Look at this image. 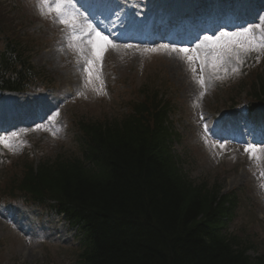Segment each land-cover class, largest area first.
<instances>
[{
    "label": "trees",
    "instance_id": "obj_1",
    "mask_svg": "<svg viewBox=\"0 0 264 264\" xmlns=\"http://www.w3.org/2000/svg\"><path fill=\"white\" fill-rule=\"evenodd\" d=\"M113 127H85L97 173L68 162L53 171L25 165L18 183L2 189L17 198L57 192L60 204L63 195L75 202L93 233V247L78 264H250L236 245L213 236L223 212L213 206L215 193L182 183L154 134ZM199 211L205 223H195Z\"/></svg>",
    "mask_w": 264,
    "mask_h": 264
},
{
    "label": "rangeland",
    "instance_id": "obj_2",
    "mask_svg": "<svg viewBox=\"0 0 264 264\" xmlns=\"http://www.w3.org/2000/svg\"><path fill=\"white\" fill-rule=\"evenodd\" d=\"M22 2L27 7V9L25 8V13L35 20L32 21L35 22V25L37 24L34 27H27L25 32V40L34 39L36 41L35 38H37L40 41L41 48L34 50L32 58L40 63V67L43 70L51 73L55 70L53 65L55 64L56 66L58 64V58L57 60L55 57L51 58V53L54 51L52 42L53 40L60 39V34L57 30L63 25L57 22L55 13L43 16L40 14V10L37 7L40 0H22ZM30 29L36 32L40 31L41 33H32ZM75 42L80 48L85 49L84 42L81 43L80 40ZM110 53L112 55L108 56V67L106 68V65L104 68L105 75L110 84L108 96L101 90L99 80H94L91 85H88L86 84L85 74L74 75L72 73L70 75L72 84L76 82L83 93L80 90L77 91V97L73 100L75 102L73 109L66 111L65 117L68 123L65 122L63 125H59L63 131H54L52 130L53 127H45L34 130L29 134L30 137L40 135L34 137L35 144L38 145L37 148H33L34 151L41 153L42 150V152H47L48 154L50 149L57 150L69 147L71 142H73L74 126L72 118L75 119L81 115L108 117L110 114L123 111V99H127L132 95L133 91H136L144 83L150 81L152 85H159L161 90L163 87H169L171 91L166 92L167 96H170L174 92V86L177 82L181 84V88L186 87L184 89L186 90L185 93L182 91L177 94L178 105L182 110L183 120H189L192 123L190 127L195 129L193 120L196 118V109L201 103L196 73L194 75L190 70L191 67H195L194 64L190 66L179 52H169L164 48L159 51L160 55L164 53L160 57L151 51L139 54L131 47L125 46L110 48ZM103 57H106V54ZM167 66L171 72H167L165 76L169 82L172 80L170 86L165 80L164 75L159 73L161 68ZM66 69L68 70L69 67H66ZM120 90L124 91L118 94ZM208 101L211 106L215 105L216 96L209 97L206 100L207 104ZM197 132H199V135L194 144H192L194 141L182 139L190 145V151H186L184 155L190 163V176L195 178L196 181L194 182L198 183L203 179L209 180L207 182L208 187L218 186V191L221 194L230 189L231 186L234 188L239 186V191L246 198L244 203L241 202L242 205L249 206L251 209L248 211H251L253 215L254 213L258 214L261 217L260 221H264V208L261 207L259 199V161L250 159L244 149H238V152L228 158L226 164L217 175L214 169L211 168L215 161L214 149L209 144V140H205L201 136L202 132L200 129ZM58 134L63 135V137L61 139L56 137ZM12 150H14L13 147ZM209 169L211 170L209 171ZM247 215L245 214L242 217V214L239 213L231 222H236L240 218L244 220ZM54 219V217H49L45 218L44 221H37L30 209L19 210L14 205L11 208L7 204L0 205V240L3 242V244L0 242V248L2 247L4 253L2 264L6 260H10L16 256L19 257L21 264H32L49 257L61 260L62 256L66 254V244L60 239V227L54 222ZM255 225H260V223L255 221ZM44 226L47 231L46 233H41ZM250 234H256L257 236L261 235L262 232L255 231L250 232ZM47 243H51L57 247L48 246Z\"/></svg>",
    "mask_w": 264,
    "mask_h": 264
},
{
    "label": "snow or ice",
    "instance_id": "obj_3",
    "mask_svg": "<svg viewBox=\"0 0 264 264\" xmlns=\"http://www.w3.org/2000/svg\"><path fill=\"white\" fill-rule=\"evenodd\" d=\"M247 0H236L237 9H243ZM40 14L51 15L55 13L56 20L59 24L64 25L69 30L70 47L76 48L75 41L81 43L86 39V46L90 54H85V49L80 48L79 54L84 58L83 72L86 77V84L91 85L94 80H100L98 65L102 63L103 55L106 49L115 48L116 45L108 36L98 31L90 22H81L82 18L75 8V0H40L37 5ZM221 30L214 31L213 35H205L202 41L195 45L194 48L188 47H171L173 53L179 52L191 66L195 62L200 63V76L197 79L201 88L205 87L204 69L207 67L215 79H221L220 73L227 75L229 69L227 65L235 62L237 66L231 67L232 74H238V65L243 64V57L251 52L264 51V16H260L254 26H240L237 30H224L226 25L218 26ZM197 39L199 37L197 36ZM126 47H132L126 45ZM162 48H169V45H162ZM157 49H145V51H156ZM190 70L195 75L196 68ZM95 90V89H94ZM204 95L203 92L200 93ZM58 115V114H57ZM18 133H12V137ZM0 144L5 147H11V139L0 136ZM223 147V145H220ZM245 153L250 159L259 161L261 159L262 146L255 143L247 144L244 148ZM264 176V172L261 173ZM264 187V185H261Z\"/></svg>",
    "mask_w": 264,
    "mask_h": 264
}]
</instances>
